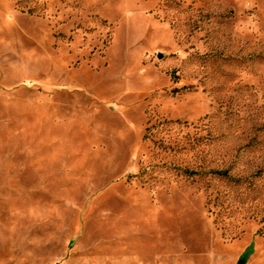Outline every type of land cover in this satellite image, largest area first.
<instances>
[{"label":"rangeland","instance_id":"rangeland-1","mask_svg":"<svg viewBox=\"0 0 264 264\" xmlns=\"http://www.w3.org/2000/svg\"><path fill=\"white\" fill-rule=\"evenodd\" d=\"M0 264H264V0H0Z\"/></svg>","mask_w":264,"mask_h":264},{"label":"trees","instance_id":"trees-1","mask_svg":"<svg viewBox=\"0 0 264 264\" xmlns=\"http://www.w3.org/2000/svg\"><path fill=\"white\" fill-rule=\"evenodd\" d=\"M186 171H188V170H186ZM189 173H195V171H192V172H189Z\"/></svg>","mask_w":264,"mask_h":264}]
</instances>
